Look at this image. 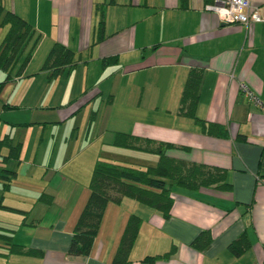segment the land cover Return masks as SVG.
<instances>
[{
	"label": "crops",
	"instance_id": "obj_1",
	"mask_svg": "<svg viewBox=\"0 0 264 264\" xmlns=\"http://www.w3.org/2000/svg\"><path fill=\"white\" fill-rule=\"evenodd\" d=\"M209 1L0 0L3 9L33 26L34 37L28 45L38 37L24 69L16 76L20 66L16 64L13 77L0 90V139L9 140L0 149V264H112L132 214L141 223L129 264H264V111L248 102L239 89L240 82L246 83L264 102V18L260 13L264 14V0H252L263 20L248 26L222 23L207 9ZM1 19L2 15L0 28L7 33L9 27ZM54 43L73 52V64L51 77L41 67ZM36 58L39 67L29 70ZM191 69L202 77L195 114L223 126V136L206 132L194 118L179 113ZM139 74H144V80L134 78ZM131 76L122 97L124 108L115 110L123 79ZM99 78L118 84L108 91L105 103L104 88L95 84ZM22 79L38 92L24 85V93L3 96L7 82L12 80L18 87ZM63 79L68 83L72 79L71 86L54 90V84ZM47 90L59 103H41ZM99 99L88 128L93 127L100 140L97 155L94 159L91 154L84 177L81 171H63L75 156L70 147L59 145L54 127L76 117L86 102L96 104ZM114 115L119 118L115 125ZM35 127L41 128L36 147L27 138V131ZM46 130L51 132L47 139ZM104 130L108 138L103 137ZM118 133L171 143L176 147L167 149L168 156L223 170L224 182L193 188L172 185L168 218L130 197L111 202L89 254L69 255L95 162L104 158L148 166L158 160L157 155L116 147ZM10 141L18 144V156L9 155ZM67 142L64 137L63 143ZM11 160L17 163V171L7 167ZM20 168L24 196H15ZM4 170L15 174L4 180ZM33 177L37 183H30ZM203 231L210 235L208 245L192 247ZM239 237L243 251L235 255L229 245ZM169 251L167 257L143 261Z\"/></svg>",
	"mask_w": 264,
	"mask_h": 264
},
{
	"label": "trees",
	"instance_id": "obj_2",
	"mask_svg": "<svg viewBox=\"0 0 264 264\" xmlns=\"http://www.w3.org/2000/svg\"><path fill=\"white\" fill-rule=\"evenodd\" d=\"M1 24L8 25V31L0 43V69L5 73L4 81L0 82V90L5 81L10 80L11 70L17 64L23 51L34 37L35 30L31 24L15 13L3 9L0 4ZM102 23V22H101ZM102 27H100V37ZM38 37L34 38L33 46ZM32 46V47H33ZM31 47V49H32ZM31 57V50L22 60L18 70L19 74ZM73 64V52L60 43H54L49 50L41 69L48 70L51 77L58 76L65 66ZM200 71L191 69L184 83L180 97L179 113L190 116L199 123L203 130L210 134L225 135V128L211 124L200 119L195 114L201 83ZM9 140L0 139V149L8 145ZM116 147L150 153L158 156L153 165L135 166L129 163H119L109 159H98L93 167L89 182V195L77 218L68 247L69 255L87 256L91 250L93 241L99 231L103 215L109 203H119L122 198L130 197L143 204L151 206L162 213L164 218L170 216L173 203L171 186L197 187L200 185H213L224 182V171L211 168L204 164L188 162L167 155V149L176 147L171 143L157 142L149 138H139L129 134L118 133ZM10 154L18 156L19 146L11 145ZM4 180L10 179L14 171L4 170ZM7 187V183H3ZM141 218L135 214L130 215L121 235L119 244L114 253L112 264H129V253L137 237ZM242 237L237 238L229 245L235 255L242 250ZM210 242L208 232H201L191 243L196 249H202ZM30 252V251H29ZM166 252L159 256H147L143 261L153 262L159 257H167Z\"/></svg>",
	"mask_w": 264,
	"mask_h": 264
},
{
	"label": "rangeland",
	"instance_id": "obj_3",
	"mask_svg": "<svg viewBox=\"0 0 264 264\" xmlns=\"http://www.w3.org/2000/svg\"><path fill=\"white\" fill-rule=\"evenodd\" d=\"M263 7H264V4H263ZM260 13H261V16L264 18L263 11H260ZM1 29L2 28H0V30ZM262 30H263V33H264V28ZM5 33H6V28H4L3 30L0 31V43H1ZM36 35H38V34H36ZM263 42H264V39H263ZM32 46H33V43L26 47V49L23 51L22 55L20 56L16 67H18V65L21 64L22 60L30 52ZM36 62H37V58L32 61L29 70L34 69L35 67H39V65H40L39 63L35 66ZM15 71H16V69H15ZM79 74H80V71H78V76H79ZM151 76L153 77V75H151ZM4 77H5L4 72L2 70H0V78H1L0 81H2L4 79ZM65 77H63V78H65ZM134 78H137V79H140V80H144L145 77H144V74L143 75L139 74V75H136ZM66 79H67V77H66ZM104 80H105V78H99L98 80H96L95 84H97L98 86L104 88L105 91H104V96H103L104 100L103 101L105 103V101L107 99L108 91L111 89L112 86H116L118 84L112 85L113 84L111 82L112 80L110 82H105ZM129 80H132V76L131 77H126L125 79H123L122 87H121L122 90H121V93H120V98L116 100V105H115L116 108H115V110H117L118 108H124L122 97L125 96V94L127 92L126 88H128V86L130 85V83L128 82ZM26 82L27 81L25 79H22V81L18 85V87H16V85L14 83H12V80L7 82L5 84V86L3 87V92H2L3 96H7L11 92L18 93V92L22 91V93H24L25 90L21 87V86H24V85L28 87V88H26L27 90H31V92H34V93L38 92L39 88L35 89V87L32 84L28 85ZM71 82H72V79L69 80V83L65 79H63L61 81H57L54 84L55 87L53 89L54 90L56 89V91H58L59 87H60V88H63L65 90L66 88L71 86ZM137 82H141V81H137ZM32 87H33V89H32ZM147 90H148V87H147ZM151 91H153V88H152ZM50 92H51L50 90H47L46 94L44 95L45 99L41 102L44 105H48V104L49 105H53V103H59V101L56 98L51 96ZM140 94L141 93L138 92L137 96L135 97L136 100L138 99V97H140L139 96ZM146 95H148V91H147V94L145 93V98H143V103L146 102V99H147ZM158 97H159V95H158ZM29 100L38 102V100H33V99H29ZM99 102H100V99H99L98 102H96V104L92 103V100H90L89 102H86L85 105H83L81 107L83 109L79 112V114L76 117H74L72 119L68 118L67 120L57 124L54 127V130H55L56 134L58 135V138L60 139L59 145L63 146L64 149L66 148V146H68V148L70 147L71 150H73L72 154L75 156L68 162L67 166L63 169V171H71V170L81 171L82 174H83V177H84L85 174L87 173V168H89V159H90V163H91V154L92 153L94 154V159H95V154L97 155V152L99 150V141L100 140L95 137V134H93V132H94L93 131V127H92V129H91V127H90V129H88V128H89V123L92 122V120H93L91 118V115L93 114L92 112L93 111H98ZM104 105H107V104H104ZM141 109H142V107H141ZM50 110L51 109H49V111H46L49 115L53 112V111H50ZM137 110H139V108ZM114 112H116V111H114ZM105 116H106V114H105ZM112 120L114 122L113 124L115 125L116 121H118L119 118H118V116L114 115V116H112ZM73 123H75V124L72 125ZM57 126H60V127H57ZM103 127H105L104 123L102 124L100 129H102ZM58 129L60 130V132L58 131ZM49 133H51L50 130H46L45 131V139L48 138L47 136H48ZM71 133H73V136L71 135ZM40 134H41V128L35 127V129L28 130L27 131V138L29 136L28 143L32 144L33 146L36 147L37 141H38V138H39ZM108 136H109V133L104 130V136L103 137L108 138ZM64 137L68 138V142H67L68 144H64L63 143V138ZM47 142L48 141H46V143ZM43 150H44V147H42V151H41V154H40L39 161H42ZM56 156H57V151H56ZM145 156H148V155H145ZM86 157H88V164H87ZM153 159H155V156H153ZM7 167L10 168V170L17 171V163L15 161H12V160L9 161V163L7 164ZM41 170H43V169H41ZM18 171L20 173V175L18 177L19 181L17 183H15L14 186H17L20 189L13 191V194L15 196H24L23 189L21 188V187H24V185L21 184L20 182L21 181H25V180H24V178L22 176V169L20 168ZM91 175H92V172H91ZM37 177H33V180L30 183H37L36 179H35ZM90 178H91V176H90ZM8 202L11 205L15 206V207H19L16 202H12L11 200H9ZM17 211L18 210H15L14 213L15 214L20 213V212H17ZM11 218H14V221L17 220L16 216L15 217L11 216Z\"/></svg>",
	"mask_w": 264,
	"mask_h": 264
},
{
	"label": "built area",
	"instance_id": "obj_4",
	"mask_svg": "<svg viewBox=\"0 0 264 264\" xmlns=\"http://www.w3.org/2000/svg\"><path fill=\"white\" fill-rule=\"evenodd\" d=\"M251 2L252 0H210L207 9L215 12L222 23H242L248 26L262 21L257 7H254ZM239 89L248 102L264 111V102L246 83L240 82Z\"/></svg>",
	"mask_w": 264,
	"mask_h": 264
}]
</instances>
